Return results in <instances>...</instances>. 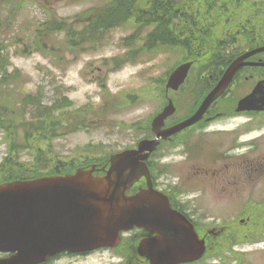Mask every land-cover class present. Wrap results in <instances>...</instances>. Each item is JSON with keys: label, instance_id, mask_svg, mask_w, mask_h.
Instances as JSON below:
<instances>
[{"label": "rangeland", "instance_id": "obj_1", "mask_svg": "<svg viewBox=\"0 0 264 264\" xmlns=\"http://www.w3.org/2000/svg\"><path fill=\"white\" fill-rule=\"evenodd\" d=\"M112 1L28 0L20 11L0 18L5 31L2 39L11 61L8 69L13 73L20 71L19 76L6 80L11 83L8 90L15 102L21 103L20 114L12 117L16 119L14 123L0 121V162L15 142L18 149L14 154L20 155L21 161L32 163L38 153L46 151L49 155L43 156L47 162L53 152L62 163L75 168L134 147L144 136L143 128L164 105L168 73L182 57L178 53H145L143 46L150 27L141 29L131 21L139 10L127 24L108 28L76 49L67 47V38L62 34L48 41L49 45L56 44L58 50L41 52L32 42L34 26L52 13L70 21L77 15L73 29L79 31ZM152 1L142 0L139 9L149 10ZM181 1L200 26L213 27L211 38L223 37L228 29L234 30L240 22L247 21L256 23L257 34L264 35V1L255 5V0H247L237 10L233 0H195L194 4L191 0ZM223 8L230 9L222 11ZM209 9L216 10L212 13ZM258 12L263 14L256 15ZM3 13L6 14L0 9ZM9 20L12 23L6 28ZM195 32L199 38L206 36L202 30ZM239 43L243 45V38ZM212 46H217V42ZM247 75L239 78L236 91L229 97L244 93L252 85L251 80L245 82ZM196 78L195 73L184 91L170 93L177 106L174 118H182L193 110L200 90ZM247 120L246 116L223 118L211 123L207 132L183 135L175 144L164 143L153 162L159 187L177 192V201L203 224L226 226L235 219L247 220L243 225L237 222L235 227L227 228L200 264H264V242H250L264 236V115ZM39 121H46L54 136L34 132L32 124ZM246 125L248 130L241 128ZM46 136L52 139L41 142L40 138ZM195 166L222 169L227 189L212 180L196 178ZM129 258L135 259L131 249ZM121 260L115 252L104 251L85 261L64 258L63 262L119 264Z\"/></svg>", "mask_w": 264, "mask_h": 264}, {"label": "water", "instance_id": "obj_2", "mask_svg": "<svg viewBox=\"0 0 264 264\" xmlns=\"http://www.w3.org/2000/svg\"><path fill=\"white\" fill-rule=\"evenodd\" d=\"M263 51L261 46L237 57L193 115L162 129L165 120L176 111L170 100L153 120L157 137L141 140L136 149L111 155L106 174H95L99 169L92 165L80 167L72 174L0 184V251L14 253L0 260V264H36L62 250L116 246L121 241V231L135 226L153 234L138 245L139 254L151 264H179L201 258L206 251L205 240L200 239L184 214L172 208L169 198L154 188L146 160L161 138L201 120L241 67L264 65L246 61ZM191 66L192 62H185L174 69L167 90L179 89ZM244 110H264V81L240 99L237 111ZM143 176L147 188L127 195V190Z\"/></svg>", "mask_w": 264, "mask_h": 264}, {"label": "trees", "instance_id": "obj_3", "mask_svg": "<svg viewBox=\"0 0 264 264\" xmlns=\"http://www.w3.org/2000/svg\"><path fill=\"white\" fill-rule=\"evenodd\" d=\"M28 0H0V9L5 7L8 13L14 14L20 11ZM142 0H114L110 3L101 15H98L92 22H89L86 30L75 31L73 24L66 22H59L57 20L49 19L47 22L36 26L32 31L36 37L33 39V45L37 46L42 52L54 50L58 47L55 44L49 45L48 41L52 39L57 33L65 32L67 34V47L73 49L79 48L91 39H96L100 34L108 28L117 27L129 22L135 13L138 15L134 17L136 24H142L143 20L154 25V30L147 33L143 49L146 51L168 52L173 51L181 54L187 58L195 57L197 51L204 48L195 47L189 43L187 35L189 30L187 28L188 17L184 12L186 5L181 0H153L151 8L144 10L141 6ZM178 9V11L174 10ZM181 9V11H179ZM12 21L6 23V28H9ZM3 23H0V66L3 77L0 79V116L1 122L14 123L16 119L13 116L20 114L21 103H16L13 94L9 89V77L17 76L19 73L9 72L7 67L10 59L7 55V47L4 44L2 37L4 36V29H1ZM254 34V33H253ZM261 36H264L263 34ZM264 38V37H262ZM264 41V40H263ZM211 50V49H210ZM145 51V52H146ZM219 56L208 58L200 63V68H205L215 73L222 72ZM214 71V73H213ZM264 72V70H258ZM215 81L218 79L214 76ZM207 81L202 86V93H206L211 85ZM20 104V105H19ZM24 116V114H23ZM46 121H39L32 124L33 131L44 134L49 132L54 136V130L48 129L45 125ZM10 130V129H8ZM41 142L48 143L52 137L40 138ZM18 149L17 143L13 142L10 145L8 155L0 163V182L15 180V179H29L48 174L64 173L73 171V167L68 163H62L55 154H50L48 162L43 155H49L46 151L44 154L38 153L32 163L21 161L20 155H15L14 152ZM106 160V159H105ZM104 158L101 161H105ZM85 162L84 164H87ZM51 164V166L47 165ZM136 189V186L135 188Z\"/></svg>", "mask_w": 264, "mask_h": 264}, {"label": "flooded vegetation", "instance_id": "obj_4", "mask_svg": "<svg viewBox=\"0 0 264 264\" xmlns=\"http://www.w3.org/2000/svg\"><path fill=\"white\" fill-rule=\"evenodd\" d=\"M230 9V8H228ZM227 8H223L222 11H228ZM236 9V8H235ZM210 12H214L216 9H209ZM237 10V9H236ZM238 13V12H237ZM190 22H191V29L193 31H197V30H202L203 32H205L206 36H203L205 38V40H203V43H210L208 45H212L216 44L218 46H222V47H227V46H231L232 43L228 42L231 39H234L235 41H239V37H241V30L243 29V25L240 22V25L238 27H235V29L233 30V28H230L226 31L225 36L223 37H216V38H209V34L212 32L213 27L211 26L210 28L208 27H204V26H200L199 23H197V19H195L193 17V15H191L190 17ZM230 26H232V24L229 23ZM233 30V31H232ZM234 32H236L237 34L234 35ZM195 37V36H194ZM216 41V42H214ZM251 60H253L251 58ZM231 61V57H228L227 59H225V62H230ZM250 76H245V79H249ZM232 92V90L230 91ZM230 92L228 93V95L230 94ZM223 102L224 101H219L217 102L212 108L211 110H209V112L206 114L205 118L199 122V123H214L217 120H215L214 118L217 116H221L224 115L226 113H228V111H226L223 107ZM223 118H226L225 116H223ZM248 120H251V118H248ZM247 120V121H248ZM168 123V122H167ZM199 129V128H197ZM229 167V166H228ZM195 177L199 176L201 177V179H208V180H212L213 182H216L215 185L221 188L226 186L223 185V177L222 174L224 172H222V169H218L215 168L213 171L210 167H196L195 166ZM222 172V173H221ZM211 184V183H210ZM225 189H227L226 187H224ZM173 202V206L178 208L179 210H182L184 212H186L187 214L189 213L187 209H185L183 207L182 204H180V202H174V200H172ZM191 218H193V221H195L196 219L194 217L191 216ZM197 223V221H195V224ZM197 226V225H196ZM198 229V228H197ZM205 234V233H204ZM93 252H85V253H71V252H63L61 254H57L54 256H49L44 262L40 263V264H66L63 262V259H75L79 260V261H85L86 258H88ZM10 254H0V258H7Z\"/></svg>", "mask_w": 264, "mask_h": 264}]
</instances>
